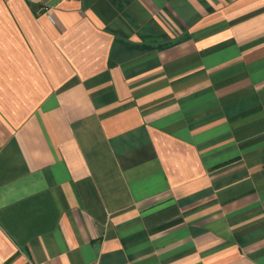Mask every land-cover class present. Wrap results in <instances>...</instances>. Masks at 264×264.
I'll return each instance as SVG.
<instances>
[{"label":"crops","instance_id":"crops-1","mask_svg":"<svg viewBox=\"0 0 264 264\" xmlns=\"http://www.w3.org/2000/svg\"><path fill=\"white\" fill-rule=\"evenodd\" d=\"M0 264H264V0H0Z\"/></svg>","mask_w":264,"mask_h":264},{"label":"built area","instance_id":"built-area-1","mask_svg":"<svg viewBox=\"0 0 264 264\" xmlns=\"http://www.w3.org/2000/svg\"><path fill=\"white\" fill-rule=\"evenodd\" d=\"M61 1H62V0H61ZM49 18H50V20H51L52 22L54 21L52 17L49 16Z\"/></svg>","mask_w":264,"mask_h":264}]
</instances>
